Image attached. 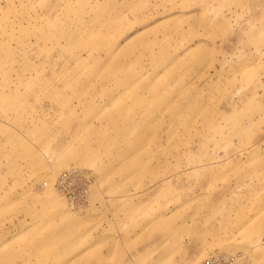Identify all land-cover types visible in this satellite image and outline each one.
<instances>
[{
	"label": "rangeland",
	"instance_id": "1",
	"mask_svg": "<svg viewBox=\"0 0 264 264\" xmlns=\"http://www.w3.org/2000/svg\"><path fill=\"white\" fill-rule=\"evenodd\" d=\"M216 253L264 264V0H0V264Z\"/></svg>",
	"mask_w": 264,
	"mask_h": 264
},
{
	"label": "built area",
	"instance_id": "2",
	"mask_svg": "<svg viewBox=\"0 0 264 264\" xmlns=\"http://www.w3.org/2000/svg\"><path fill=\"white\" fill-rule=\"evenodd\" d=\"M76 183L77 188L75 192L70 191V185ZM53 187L58 192L64 200H66L69 208H81L85 204L89 194V183L79 178V175L75 169L62 171L56 179H54ZM223 253V252H222ZM214 254L205 261L199 264H240V257L233 255L236 253H226V254Z\"/></svg>",
	"mask_w": 264,
	"mask_h": 264
},
{
	"label": "bare ground",
	"instance_id": "3",
	"mask_svg": "<svg viewBox=\"0 0 264 264\" xmlns=\"http://www.w3.org/2000/svg\"><path fill=\"white\" fill-rule=\"evenodd\" d=\"M50 187H52V184L50 183ZM53 188V187H52ZM48 199L50 201L53 202V204L56 206V212L57 215L62 219L66 218V219H70V215L66 212L65 208L63 207V205L59 202V200L55 197V195H53L52 191L49 190L48 191V195H47ZM65 204L67 205L66 200ZM68 206V205H67ZM69 209V208H68ZM79 211V210H78ZM199 264V263H198Z\"/></svg>",
	"mask_w": 264,
	"mask_h": 264
}]
</instances>
